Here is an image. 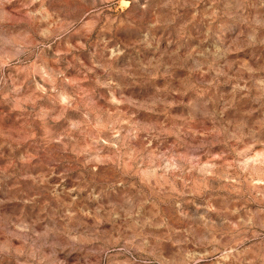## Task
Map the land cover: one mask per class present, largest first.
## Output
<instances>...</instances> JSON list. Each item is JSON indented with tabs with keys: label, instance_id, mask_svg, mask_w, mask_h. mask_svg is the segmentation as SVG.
Wrapping results in <instances>:
<instances>
[{
	"label": "rangeland",
	"instance_id": "1",
	"mask_svg": "<svg viewBox=\"0 0 264 264\" xmlns=\"http://www.w3.org/2000/svg\"><path fill=\"white\" fill-rule=\"evenodd\" d=\"M0 264H264V0H0Z\"/></svg>",
	"mask_w": 264,
	"mask_h": 264
}]
</instances>
